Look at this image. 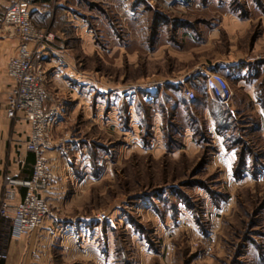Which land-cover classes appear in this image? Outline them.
<instances>
[{
  "label": "rangeland",
  "instance_id": "rangeland-1",
  "mask_svg": "<svg viewBox=\"0 0 264 264\" xmlns=\"http://www.w3.org/2000/svg\"><path fill=\"white\" fill-rule=\"evenodd\" d=\"M76 1L95 92L57 131L47 263L264 264V96L211 129L178 82L205 61L264 62V0Z\"/></svg>",
  "mask_w": 264,
  "mask_h": 264
},
{
  "label": "crops",
  "instance_id": "crops-1",
  "mask_svg": "<svg viewBox=\"0 0 264 264\" xmlns=\"http://www.w3.org/2000/svg\"><path fill=\"white\" fill-rule=\"evenodd\" d=\"M12 2L13 0H0V197L4 190V179L6 177L27 179L34 161L33 154L25 147L30 130L28 122L26 120L13 122L6 116L7 92L13 85L12 79L6 73V63L8 58L16 52L19 44L12 29L2 23L3 13ZM56 2L55 7H52L53 0H34L30 8L32 20L37 26L49 27L64 35L62 38L64 46L61 47L58 41L51 43L52 52H49L45 61L48 85L63 102V108L55 124V135L69 112L74 113L80 106L89 107L87 100L95 92L94 88H90L92 87L90 82L93 81L91 77L84 74V71H78L76 65L83 62L85 55H89L85 49H90L92 52L96 50L94 33L87 27L84 18L75 12L77 6L80 7L81 4L77 1L74 2V6L65 4L63 0ZM255 61L247 57L205 61L199 67L195 66L189 74L185 73L182 80H178L179 84L183 85L182 94L187 88L193 89L196 81L193 77L194 73L197 80L201 81L202 93L194 90L198 102L192 107L202 106L203 116L208 120L211 129L216 122L222 124L227 119L228 121L234 119L237 115L247 117L248 112L244 106L248 103H251L259 114L262 112L260 99L264 96V76H261L263 73L258 67H264V62ZM200 69L219 72L230 82L231 88L232 85L237 87L238 92L234 97L232 95L229 103L220 105L209 98L202 76L199 75ZM182 97L184 104L191 102L185 98L184 94ZM223 126H226V123ZM192 143L191 132L188 130L185 144ZM55 152L56 150L48 151L53 178L48 188L41 194L48 203L58 205L61 175H57L54 167ZM23 193L24 188L18 187L16 199L22 197ZM11 212L12 208L9 209L10 214ZM11 223V218L0 217V253L6 254L5 259H0V264H48L47 261L52 255V241L54 237L58 240L53 232L52 218H45L38 230L19 237L12 236ZM61 236H63L61 242L65 241V237H68L69 241L72 240L68 234Z\"/></svg>",
  "mask_w": 264,
  "mask_h": 264
},
{
  "label": "built area",
  "instance_id": "built-area-1",
  "mask_svg": "<svg viewBox=\"0 0 264 264\" xmlns=\"http://www.w3.org/2000/svg\"><path fill=\"white\" fill-rule=\"evenodd\" d=\"M33 1L13 0L2 17V23L10 27L19 40L16 52L6 63V73L13 81L7 92L6 116L13 122H28L30 130L25 147L34 157L27 179L6 177L3 183L0 217L11 218V234L15 237L38 230L45 218H52L51 207L41 193L53 178L48 151L58 150L62 143L54 131L63 102L51 91L43 67L45 58L52 52L49 43L54 33L33 22L30 10ZM199 75L213 102L220 105L230 102L232 88L221 73L200 69ZM183 94L188 101L196 98L191 88L185 89ZM18 187H23L24 193L16 199ZM5 258L6 254L0 253V259Z\"/></svg>",
  "mask_w": 264,
  "mask_h": 264
},
{
  "label": "trees",
  "instance_id": "trees-1",
  "mask_svg": "<svg viewBox=\"0 0 264 264\" xmlns=\"http://www.w3.org/2000/svg\"><path fill=\"white\" fill-rule=\"evenodd\" d=\"M198 101H197V96H196V98L194 99V100H191V102H188L189 103V105H195L196 103H197Z\"/></svg>",
  "mask_w": 264,
  "mask_h": 264
}]
</instances>
